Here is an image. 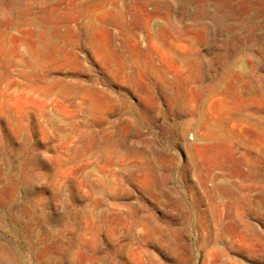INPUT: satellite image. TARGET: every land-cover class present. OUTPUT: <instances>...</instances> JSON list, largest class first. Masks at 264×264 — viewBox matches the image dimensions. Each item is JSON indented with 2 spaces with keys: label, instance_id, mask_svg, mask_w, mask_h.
<instances>
[{
  "label": "rangeland",
  "instance_id": "obj_1",
  "mask_svg": "<svg viewBox=\"0 0 264 264\" xmlns=\"http://www.w3.org/2000/svg\"><path fill=\"white\" fill-rule=\"evenodd\" d=\"M241 7L0 0V264H264V23Z\"/></svg>",
  "mask_w": 264,
  "mask_h": 264
},
{
  "label": "bare ground",
  "instance_id": "obj_2",
  "mask_svg": "<svg viewBox=\"0 0 264 264\" xmlns=\"http://www.w3.org/2000/svg\"><path fill=\"white\" fill-rule=\"evenodd\" d=\"M170 4L175 20L181 17H189L190 15L187 10L193 5L195 8H197L196 6H200L197 9H201L203 16H207V9L209 8L212 10L214 16L220 12H223L224 16H227L232 12L234 6L240 4L242 11H252L255 14L252 17L254 23H264V0H170ZM252 32L256 34L257 30L253 29Z\"/></svg>",
  "mask_w": 264,
  "mask_h": 264
}]
</instances>
